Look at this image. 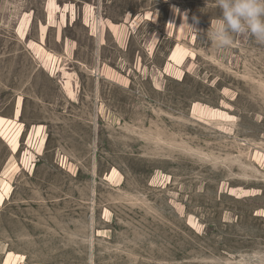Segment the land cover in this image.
Masks as SVG:
<instances>
[{
	"label": "rangeland",
	"instance_id": "obj_1",
	"mask_svg": "<svg viewBox=\"0 0 264 264\" xmlns=\"http://www.w3.org/2000/svg\"><path fill=\"white\" fill-rule=\"evenodd\" d=\"M221 16L0 0V264H264V40Z\"/></svg>",
	"mask_w": 264,
	"mask_h": 264
},
{
	"label": "clouds",
	"instance_id": "obj_2",
	"mask_svg": "<svg viewBox=\"0 0 264 264\" xmlns=\"http://www.w3.org/2000/svg\"><path fill=\"white\" fill-rule=\"evenodd\" d=\"M217 3L222 16L214 29V38L221 45L231 44L229 33L245 31L264 40V0H217Z\"/></svg>",
	"mask_w": 264,
	"mask_h": 264
},
{
	"label": "bare ground",
	"instance_id": "obj_3",
	"mask_svg": "<svg viewBox=\"0 0 264 264\" xmlns=\"http://www.w3.org/2000/svg\"><path fill=\"white\" fill-rule=\"evenodd\" d=\"M18 114H20V109H18L17 111V116ZM12 121L9 119H3L0 118V128H5V131H7L9 129V124H11ZM21 134V131L19 132L18 136L14 139H12L11 144L13 146V150L14 152L17 151L18 147H19V136ZM4 201V197L2 195H0V203H2Z\"/></svg>",
	"mask_w": 264,
	"mask_h": 264
}]
</instances>
